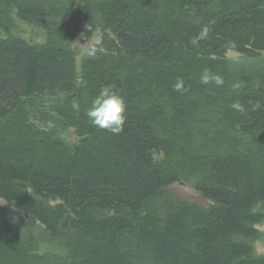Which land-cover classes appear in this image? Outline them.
<instances>
[{
  "label": "trees",
  "instance_id": "16d2710c",
  "mask_svg": "<svg viewBox=\"0 0 264 264\" xmlns=\"http://www.w3.org/2000/svg\"><path fill=\"white\" fill-rule=\"evenodd\" d=\"M80 9L0 0V30L21 21L46 36L0 38V197L23 214L0 206V264H264L252 244L264 220V65L235 71L224 58L264 52V0H89L111 38L81 74L68 46ZM205 69L223 84H202ZM106 85L127 104L119 134L86 115ZM33 94L55 99L77 143L37 122ZM183 182L208 203L173 188Z\"/></svg>",
  "mask_w": 264,
  "mask_h": 264
},
{
  "label": "rangeland",
  "instance_id": "374dc122",
  "mask_svg": "<svg viewBox=\"0 0 264 264\" xmlns=\"http://www.w3.org/2000/svg\"><path fill=\"white\" fill-rule=\"evenodd\" d=\"M75 1L81 8L76 23L78 31L69 38L68 46L74 53L77 69L79 74H81L83 61L86 58L93 56L88 55L89 50L93 47L97 49L98 45L101 43L105 44V39L111 37L109 36L110 32L105 30L103 26L97 22L98 17H92V15L91 17L89 16L86 9V4L89 0ZM90 19H94L93 24L90 22ZM10 33L23 36L27 40L34 43H43L46 38L44 29L21 21H18L17 28L10 31ZM10 33L0 30V38L7 37ZM224 58L229 63L230 68L235 71H245L250 73L264 65V52H261L258 56L250 57L234 49H228ZM32 96V113L37 122H39L42 126L53 128L57 137L66 143L71 145L77 143L79 136L75 128L66 126L61 118L52 110L51 104L55 99L36 94H33ZM157 160L162 163V159L160 157H157ZM173 188L188 198L201 201L205 204L208 203L202 199L201 195L189 183H177L173 186ZM0 206L14 214H17L18 216H23L21 212L16 210L1 197ZM258 208L264 213V203L258 204ZM256 228L260 231V235L252 242V244L254 245L257 254H264V220L257 224Z\"/></svg>",
  "mask_w": 264,
  "mask_h": 264
},
{
  "label": "clouds",
  "instance_id": "9594fccd",
  "mask_svg": "<svg viewBox=\"0 0 264 264\" xmlns=\"http://www.w3.org/2000/svg\"><path fill=\"white\" fill-rule=\"evenodd\" d=\"M211 28L208 25H204L195 39L192 40L193 46H198L201 40L208 38ZM97 49L91 48L88 55H95ZM201 83L209 84L214 82L217 85L223 84V79L219 75L210 73L208 69H205L201 75ZM184 87L183 80H178L175 84L177 91H181ZM231 107L243 112L244 106L240 102H234ZM72 108L77 112L80 110L79 102L73 100ZM126 109L127 104L125 98L119 94L117 90H114L112 85H106L101 88L99 94L92 100L91 107L87 110L86 115L93 126L100 129H106L110 133L119 134L123 131L124 124L126 122Z\"/></svg>",
  "mask_w": 264,
  "mask_h": 264
}]
</instances>
